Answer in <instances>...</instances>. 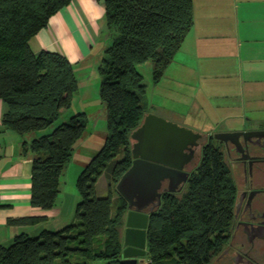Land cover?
I'll return each instance as SVG.
<instances>
[{"label": "trees", "instance_id": "obj_1", "mask_svg": "<svg viewBox=\"0 0 264 264\" xmlns=\"http://www.w3.org/2000/svg\"><path fill=\"white\" fill-rule=\"evenodd\" d=\"M72 0H0V99L2 124L20 135L42 131L71 106L78 80L74 65L58 52L34 53L30 39ZM111 37L98 67V98L106 112V137L76 180L80 200L76 221L38 235H16L0 245V264H122L121 230L126 201L115 185L131 165L130 133L145 113L147 85L138 66L151 64L156 85L174 60L193 26V0H105ZM84 111L23 141L32 159L30 204L49 210L60 190L61 176L86 131ZM220 150L207 145L183 194H163L150 214L146 234L147 264H210L223 247L232 223L234 181ZM104 175L107 196L96 194ZM117 193L113 197L111 189ZM45 217L11 219L33 224Z\"/></svg>", "mask_w": 264, "mask_h": 264}, {"label": "crops", "instance_id": "obj_2", "mask_svg": "<svg viewBox=\"0 0 264 264\" xmlns=\"http://www.w3.org/2000/svg\"><path fill=\"white\" fill-rule=\"evenodd\" d=\"M110 43L105 0H72L51 16L29 47L34 53L65 56L78 80L89 70L98 73ZM152 94L172 102H159L160 112H153L166 118L165 112L177 113L194 122L190 110L203 112L206 119L220 111L219 119L240 120L250 113L257 124L264 123V0H193V26ZM176 108L187 109L180 113ZM5 110L0 99V245L7 246L20 233L58 230L72 217L63 202L49 210L31 206L32 159L23 155L21 144L42 132L20 135L7 128L2 124ZM79 110L88 116L87 106ZM186 125L201 132L197 126L204 123ZM32 216L45 218L33 224L9 222Z\"/></svg>", "mask_w": 264, "mask_h": 264}, {"label": "water", "instance_id": "obj_3", "mask_svg": "<svg viewBox=\"0 0 264 264\" xmlns=\"http://www.w3.org/2000/svg\"><path fill=\"white\" fill-rule=\"evenodd\" d=\"M240 134L264 135V129L216 132L214 137L227 141ZM201 135L153 113L144 114L140 124L131 131V165L115 185L127 203L121 234L122 264L143 261L138 257L146 254L149 213L160 205L163 190L173 192L186 181L188 172L183 167L193 157V147ZM164 183L166 188H162Z\"/></svg>", "mask_w": 264, "mask_h": 264}, {"label": "rangeland", "instance_id": "obj_4", "mask_svg": "<svg viewBox=\"0 0 264 264\" xmlns=\"http://www.w3.org/2000/svg\"><path fill=\"white\" fill-rule=\"evenodd\" d=\"M138 70L143 75V82L147 85L148 90L143 96V105L145 113H153L159 111L157 106L158 103L172 104L165 100L164 98L158 97L155 95L152 96V82H151V64L149 62L138 66ZM88 75L84 78H78V88L77 91L73 94L71 99V106L68 109H65L58 117V119L50 126L42 130V133H50L54 127L57 125L68 121L69 117L72 113H76L80 108L87 106L88 113V125L86 127V131L77 142L76 148L73 152L71 160L66 164L63 175L61 176V190L57 194V198L55 201V205L65 204L66 211H70V216L72 220L66 222L63 226L68 225L76 221L75 210L76 205L80 200V195L78 194L76 188V180L78 175L80 174L83 167L87 164L89 159L95 155L98 150L101 148L104 139L106 137V112L105 108L100 100L98 99L97 90L99 89L100 76L98 73L89 70ZM160 96V95H159ZM97 102L99 105H97ZM174 109V107H172ZM187 109V108H186ZM185 109V110H186ZM180 113L186 112L185 110H179ZM190 113L194 117L193 120L189 118H185L183 115H179L177 113H169L165 112V119L171 120L173 122L178 123L179 125L188 126L193 125L194 123H204L202 126H197V128L202 132H218L219 130L226 129H234V128H258L264 127V123L257 124V122L252 117V114L247 113L244 115L243 119L235 120V119H219V117H223L220 111L211 112V117L204 118L201 117L203 112L197 113L196 111L190 110ZM154 114V113H153ZM159 116V115H158ZM195 126V125H193ZM190 127V126H188ZM192 127V126H191ZM264 129V128H263ZM41 134V133H40ZM215 142V141H214ZM188 185V184H187ZM186 187V186H185ZM96 194L98 196H107L109 194L108 182L104 175H101L95 185ZM187 189V187H186ZM113 197H117V193L114 188L111 189ZM184 193V190L177 194L180 196ZM59 198V199H58ZM257 199L263 200L264 202V194H259ZM71 204V205H70ZM70 205V209H67V206ZM123 229V227H122ZM122 234V230H121ZM252 240L248 239V242ZM252 246H250L251 254L255 257L259 263L264 264V235L262 237H255L252 241ZM142 262H137L136 264H147L148 259L147 256H141ZM230 261V260H229ZM225 264H230V262ZM89 264H105L104 260H96ZM210 264H223L222 262L212 261Z\"/></svg>", "mask_w": 264, "mask_h": 264}, {"label": "flooded vegetation", "instance_id": "obj_5", "mask_svg": "<svg viewBox=\"0 0 264 264\" xmlns=\"http://www.w3.org/2000/svg\"><path fill=\"white\" fill-rule=\"evenodd\" d=\"M263 128H234L218 132L258 131ZM200 133L202 134L201 138L193 147V157L183 167V170L188 172L186 181L180 189L173 192L163 190L161 197L163 194H179L183 190L185 191L190 176L200 164L204 148L207 145L218 148L226 169L234 181L235 196L232 223L229 232L224 234V236L227 234V239L213 261H223V264L229 260L230 264H261L252 256L250 246H252L255 237L264 235V202L257 199L259 194H264V135L240 134L236 138L224 141L214 137L216 132L201 131ZM166 186L167 184L164 183L162 188H166ZM152 212L149 213V216ZM249 236L252 237L251 242H248Z\"/></svg>", "mask_w": 264, "mask_h": 264}]
</instances>
